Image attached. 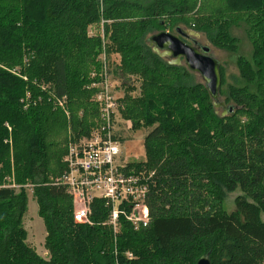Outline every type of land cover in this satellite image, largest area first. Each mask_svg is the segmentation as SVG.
<instances>
[{"label": "trees", "instance_id": "16d2710c", "mask_svg": "<svg viewBox=\"0 0 264 264\" xmlns=\"http://www.w3.org/2000/svg\"><path fill=\"white\" fill-rule=\"evenodd\" d=\"M241 23L253 52L238 58L241 86H229L234 110L223 116L196 74L170 65L148 40L182 25L238 54L231 29ZM91 27L101 34L90 35ZM103 52L121 56L122 80H142L140 97L121 99L123 117L136 130L152 129L146 160L130 165L154 172L152 222L135 232L122 219L118 235L101 199L92 203V224L76 222L62 182L69 143L102 126L93 99L99 89L89 87L103 80ZM221 74L223 86L222 67ZM28 93L36 102L25 108ZM59 100L66 111L54 106ZM11 157L20 192L5 186ZM26 185L47 230L49 259L26 242ZM237 190L236 211L228 213L223 203ZM263 213L264 0H0V264H197L202 257L264 264Z\"/></svg>", "mask_w": 264, "mask_h": 264}, {"label": "built area", "instance_id": "2783aa9c", "mask_svg": "<svg viewBox=\"0 0 264 264\" xmlns=\"http://www.w3.org/2000/svg\"><path fill=\"white\" fill-rule=\"evenodd\" d=\"M111 86L105 67L103 80L91 86L99 89L102 126L88 137L69 143L64 158L67 171L62 182L73 198L76 222L92 224V203L101 199L110 209L106 224L115 233L119 232L122 219L136 232L148 228L152 222L148 195L154 172L131 169V162L120 160L123 142L113 132L117 102ZM59 102L66 104V100Z\"/></svg>", "mask_w": 264, "mask_h": 264}, {"label": "rangeland", "instance_id": "374dc122", "mask_svg": "<svg viewBox=\"0 0 264 264\" xmlns=\"http://www.w3.org/2000/svg\"><path fill=\"white\" fill-rule=\"evenodd\" d=\"M179 27L184 28L185 30H191L189 28H185L184 26L180 25ZM90 35H94L97 33L102 32L99 28L91 27L89 28ZM168 31V30H165ZM169 32H175V29ZM197 33L196 41L199 42L201 46H209L211 49V57H214L217 59L223 68L224 71V82L225 84L222 86V90H224L225 94L221 96L220 102L227 101V92L230 85H237L241 86L240 83L242 82L240 69L238 65V58L239 56L244 57L245 59L250 60L252 57L253 52V46L248 38L247 35V26L245 23H241L237 27L234 26L231 29L232 36L237 38L239 41V53L233 54L227 50L220 49L212 45L210 41L208 40L206 34L204 33ZM150 38V37H149ZM150 43V42H149ZM191 44V43H190ZM98 60H100L104 68L106 67L108 77L111 80V87L110 91L111 94H113V97L115 98L116 102V111H115V121H114V130L115 134L118 135V137H122L125 139V141L122 143V149H121V155L120 160L131 162L132 164L136 163H142L146 160V153H145V138L149 134V132L152 129H147L146 127L138 128L137 130L134 129V124L131 120L125 119L122 115V111L125 109V105L123 101L121 102V99L124 98L126 95H130L133 98L140 97L141 94V84L142 80L139 76H131L128 77L126 80H122L121 76L119 74H116V69L118 73L120 72L119 67H121V56L119 54H113L111 55L110 59H108V55L103 52ZM21 67H16L12 70V73L14 74H20ZM115 77V78H114ZM196 80L199 82H202V79L199 75L196 74ZM47 86H42L41 91L47 92ZM89 89H96V88H90ZM131 89V90H130ZM135 89V90H132ZM97 90V89H96ZM50 94L52 95L53 92L50 91ZM30 96V93L26 94V99L22 100V103H24V107L28 108L31 103L36 99L35 95L33 93L31 94V99L28 101V98ZM99 96L98 91L95 92L94 95V101L99 103V105L102 107V102L97 100V97ZM41 98V97H40ZM36 102V100H35ZM227 104V103H226ZM228 106H232V103H228ZM54 106H57L60 108L65 109L66 111V104L63 102V105H58V103H54ZM217 112L221 115L225 113V110L222 107L216 108ZM6 129L8 131V137L4 141L5 144L10 146L11 154L13 155V128L8 123L5 122ZM130 127V128H129ZM12 162V170L11 174H9V177L7 178V182L5 183V186L12 187L16 189L18 192H20L22 186L19 185L15 181V170H14V160L13 157H11ZM27 195H28V204H27V212L25 214V217L23 219V224L25 229L27 230V244L36 250V252L44 259H49L50 255L48 250L45 247V241L47 237V230L44 224L43 219L39 216L38 212V205L33 197V192L31 190V187L26 185ZM242 193L240 190H237L234 193H231L228 195L227 199L223 203V208L228 213H232L236 211L235 206V199L241 195ZM262 219L264 221V213L262 214ZM120 232V230H119ZM118 232V233H119ZM115 233V232H114ZM118 233H115V235H118ZM203 258V257H202ZM200 260V259H199Z\"/></svg>", "mask_w": 264, "mask_h": 264}, {"label": "water", "instance_id": "95a60500", "mask_svg": "<svg viewBox=\"0 0 264 264\" xmlns=\"http://www.w3.org/2000/svg\"><path fill=\"white\" fill-rule=\"evenodd\" d=\"M197 33L192 30H185L177 27L175 32L160 31L149 38L150 46L170 65H185L188 70L201 77L208 93L213 98L216 108L222 107L225 110L223 116L233 112L234 107L220 102L222 74L221 65L217 59L211 57L209 46H201L196 42ZM191 41L193 44L188 43ZM197 264H211L209 257L201 258Z\"/></svg>", "mask_w": 264, "mask_h": 264}, {"label": "flooded vegetation", "instance_id": "af4514ba", "mask_svg": "<svg viewBox=\"0 0 264 264\" xmlns=\"http://www.w3.org/2000/svg\"><path fill=\"white\" fill-rule=\"evenodd\" d=\"M187 42L193 44L191 41H187ZM196 42H197V41H196Z\"/></svg>", "mask_w": 264, "mask_h": 264}]
</instances>
